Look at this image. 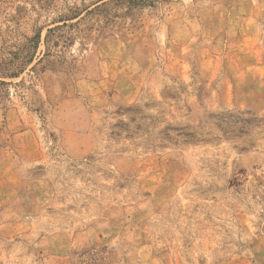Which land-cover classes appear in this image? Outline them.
Returning <instances> with one entry per match:
<instances>
[{
	"label": "rangeland",
	"instance_id": "rangeland-1",
	"mask_svg": "<svg viewBox=\"0 0 264 264\" xmlns=\"http://www.w3.org/2000/svg\"><path fill=\"white\" fill-rule=\"evenodd\" d=\"M0 264H264V0H0Z\"/></svg>",
	"mask_w": 264,
	"mask_h": 264
}]
</instances>
